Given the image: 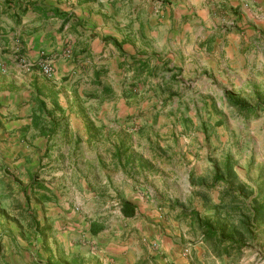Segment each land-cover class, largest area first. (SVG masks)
Here are the masks:
<instances>
[{
  "label": "rangeland",
  "instance_id": "rangeland-1",
  "mask_svg": "<svg viewBox=\"0 0 264 264\" xmlns=\"http://www.w3.org/2000/svg\"><path fill=\"white\" fill-rule=\"evenodd\" d=\"M155 70L149 79H139L128 70L123 78L104 73L97 88L85 86L91 100L84 107L86 112H102L106 129L71 138L73 149L65 137L53 135L44 151L33 147L29 152L27 164L34 170L23 180L37 174L59 197L58 204L37 207L47 219L42 229H53L45 235L52 253L60 264L73 256L79 259L84 249L85 264H158L154 256L160 251L159 240L138 237L136 225L139 230H159L156 236L177 245L187 264H264V226L254 231V240L246 242L241 255L229 258L214 256L212 248H222L217 242L204 243L198 227V220L209 219L241 230L246 207L257 197L264 203V41L243 60L229 59L227 68L222 66L218 73H187L167 63ZM227 95L256 113H240ZM75 106L77 110L79 104ZM115 155L124 166L113 161ZM9 158L17 160L10 148H0V159ZM227 159L246 190L230 180L213 183L215 173L225 175ZM89 186L96 191L93 200ZM128 186L135 192L143 190L138 203L149 205V212L125 220L115 189ZM220 198L228 205H221ZM31 205L35 208L34 202ZM57 214L64 215L60 225L55 224ZM8 219L7 224L0 218L2 230L14 224ZM90 221L102 229L95 236L88 233ZM70 240L81 247L67 248L64 242ZM22 252L23 257L13 246L2 248L0 264L30 263Z\"/></svg>",
  "mask_w": 264,
  "mask_h": 264
},
{
  "label": "crops",
  "instance_id": "crops-1",
  "mask_svg": "<svg viewBox=\"0 0 264 264\" xmlns=\"http://www.w3.org/2000/svg\"><path fill=\"white\" fill-rule=\"evenodd\" d=\"M231 21L234 28L225 29ZM262 41L264 0H0V148H10L17 157L0 159V218L7 224L11 223L8 217L14 224L16 220L28 223L22 188L29 181L23 178L33 172L34 165L27 164V156L33 147L44 151L50 146L32 126L33 113L39 114L38 100L50 114L42 112L43 121L54 118L59 122L55 139L69 137L62 139L73 149L75 136L106 129L103 113L86 112L84 107L91 100L85 86L97 88L104 73L123 78L128 70L139 79H149L164 63L187 73H218L222 66L227 68L229 59L243 60ZM66 49L71 58L64 56ZM42 51L53 57L50 78L36 67L27 71L18 61L22 57L35 62ZM55 103L61 110H55ZM114 159L125 165L122 158L115 155ZM88 188L95 199L96 191ZM115 191L136 206L137 214L149 212V205L138 203L142 189L135 192L128 186ZM63 216L57 214L55 224L60 225ZM14 224L3 229L9 231ZM135 230L138 237L159 240L160 251L154 256L158 264L171 260L187 264L177 245L156 236L159 230H139L136 225ZM2 242L3 248H31L22 240ZM64 244L71 249L81 247L71 240ZM85 254V249L80 252L86 261Z\"/></svg>",
  "mask_w": 264,
  "mask_h": 264
},
{
  "label": "trees",
  "instance_id": "trees-1",
  "mask_svg": "<svg viewBox=\"0 0 264 264\" xmlns=\"http://www.w3.org/2000/svg\"><path fill=\"white\" fill-rule=\"evenodd\" d=\"M99 77V74L95 75V79ZM98 85L100 83H97ZM228 101L238 108L240 113H243L247 116H251L256 112L242 106L238 99H235L229 95H227ZM37 108L39 114L33 113L34 116L32 118V126L35 129H39L40 135L50 140L51 137L56 133L57 128L59 127V122L55 121V119H51L49 122L43 121L41 117L42 112H46L48 116L50 114L46 111V105L43 101L38 100ZM55 110L59 109L58 105L55 103ZM225 175H219L215 173L213 176V183H226L229 180L235 186H240L243 190H246L244 185H241L239 181H237V177L233 168L229 163V159H227L224 163ZM37 174H33L30 177L29 183L22 188V193L24 195L25 202V216H27L28 223L21 224L18 221H15V227L10 229L9 231L1 230L0 231V257L2 250V236L8 237L9 240H22L27 242V247H15L13 246L16 254H21L24 251L28 258H30V263L28 264H60L55 258L54 253L51 251V245L47 243L45 236L48 233L52 234L53 229H42V223L46 222V218L41 217L37 212L36 208L31 207L32 202H36L35 204H44L53 202L56 200L53 193L43 185L38 179ZM258 198V197H257ZM257 198L253 200L251 206L246 207V215H242L241 226L243 229H239L236 227L229 228L226 224L217 225L216 223L211 222L209 219L198 220L199 231L202 234V240L204 243L209 244L213 242H217L218 246L222 249L212 248L213 255L217 258H221V256L231 257L234 253L237 255H241L242 248L246 246V242L248 240H254V231L257 228H261L264 226V203L257 202ZM221 205L224 204L225 199L220 198ZM240 201H233V203H239ZM38 204L36 206H38ZM120 205V213L124 219H132L137 215V208L134 204H132L129 200L119 198ZM36 209V210H35ZM190 217V216H189ZM9 220V219H8ZM96 222H90V226L88 229V233L91 236L97 235L102 229L97 225ZM16 230V231H14ZM28 234H31L29 236ZM247 235V237H246ZM25 237V238H24ZM28 237H32L31 240H28ZM43 238V240L40 239ZM55 247V240H54ZM49 253V255H48ZM23 257V255H22ZM25 257V256H24ZM64 264H85L83 258L72 257L69 261L64 260ZM21 264H26V262H21Z\"/></svg>",
  "mask_w": 264,
  "mask_h": 264
},
{
  "label": "built area",
  "instance_id": "built-area-1",
  "mask_svg": "<svg viewBox=\"0 0 264 264\" xmlns=\"http://www.w3.org/2000/svg\"><path fill=\"white\" fill-rule=\"evenodd\" d=\"M234 26H235V23L233 21H231L229 23H226L224 28L230 30V29L234 28ZM64 56L66 58L71 57V52L69 49H66L64 51ZM52 58L53 57L51 55H48L46 52L42 51V52H40L39 57L35 62L28 63L22 57L19 58L18 61H19L20 65L24 69H26L27 71L33 67H36L44 77L50 78L54 74V68L51 64ZM143 241L145 242V240H143ZM152 247L155 248L156 244L152 243ZM184 255L185 256L188 255V250H186V249L184 250Z\"/></svg>",
  "mask_w": 264,
  "mask_h": 264
}]
</instances>
